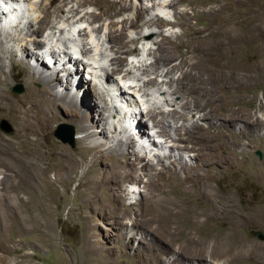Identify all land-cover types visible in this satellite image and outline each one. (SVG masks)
Here are the masks:
<instances>
[{
    "label": "rangeland",
    "instance_id": "374dc122",
    "mask_svg": "<svg viewBox=\"0 0 264 264\" xmlns=\"http://www.w3.org/2000/svg\"><path fill=\"white\" fill-rule=\"evenodd\" d=\"M29 1L21 2V6L17 7L20 8L19 11L25 9L26 17H42L44 14L39 8L40 0ZM87 1L90 3L79 10V13L74 17V23L88 12L100 14L104 19L95 21L90 28L100 27L101 24H104L102 32L98 34L91 30V35L85 37V42L91 43L98 37L106 40L108 26L112 19L106 16L105 13L113 11L112 3L117 0ZM205 1L207 3L211 2L210 0ZM234 1L240 2L241 0ZM131 3L134 8L128 14L130 16L137 12L136 8L141 10L142 4L152 5L151 0H125V4L131 5ZM184 8L186 7L181 6V9ZM187 8H190L191 13H196L195 15L190 13L191 19L187 20L184 15H181L182 18L179 19L181 25L179 27L162 25L161 29L164 34L161 36L153 35L151 42H147L145 45L142 44V41L129 42L123 45L122 50L117 55L106 43L107 53L104 63H110L109 61L113 57H122L127 61V63L122 64V70L114 76L119 84L124 85L126 82L131 84L139 81L140 85H143L144 81H141V79L154 78L153 64L156 60L154 56H149L147 52V48H157L154 39L161 40L164 36H172L173 33H177L178 36L175 37V41L178 43L195 40L200 34L203 37H209L211 30L215 26L225 24L227 19L216 16L207 19L200 14L203 10L202 7L193 9V6H189ZM232 12L229 13L232 14ZM155 14L171 20L180 17L174 14L172 9L162 8L153 10L146 15V18H150ZM238 15L250 18L249 21L247 19L244 21L246 27L252 25V29L259 27V30L253 34L252 39L240 40L237 44L232 45L228 58L235 61L236 67L233 66L234 70H230L232 72H219L217 70L215 74L211 72L212 75L207 77L208 80H205L204 74L199 72L197 80L202 86H208L209 90L207 92L215 94L214 99L196 98L185 102L186 100L183 98L181 102L186 106H194L195 103L200 104V110H202L200 114L206 115V117H217L226 120L239 119L235 122V124L237 123V132H239L235 136V140L239 141L240 146L232 144H230V147L227 146L226 137L233 138L228 133V129L222 128L218 133L215 129L220 128L204 127L200 136L210 137L209 145L203 146L193 141L194 153L187 151L188 154L186 155L189 164L194 165V167L200 161L195 155L197 154L201 158L202 162L196 168L197 172L194 176L196 178L190 177L189 181L183 185L168 184L166 186L167 196L154 189L157 180H164L169 175V171L162 164H156L158 171L153 177H145V174L141 171L145 162H140L136 172H133L132 178L120 180L119 172L122 170L120 165L126 164L130 167L129 163L118 161L109 151L105 150L104 146L96 145L95 140L99 138L98 140L108 142L114 148L116 142L113 141L116 137H124L128 134L136 135L140 129H148V134L152 135L150 139L159 141L162 138L153 136L157 128L154 130L150 127V124L145 125L144 120L150 121L149 117L132 113L137 108V104L141 106L148 99L141 97L145 92L142 91L135 97L128 96V100H121L117 93L119 86L110 88L107 83H104L105 87L101 86V88L109 94L105 103H107L114 116L108 117L109 127L105 126V121L98 119L100 118L99 113L95 110L93 112L89 110L87 99H84L87 88L94 82L99 83V79L92 77V81H90L89 67L82 69L81 75L73 80L72 92H75L74 97L78 100L77 107L54 105V108L48 110L45 115L40 109L41 105L44 106V103L38 104L35 129L34 131L27 129L31 139L28 144L25 143L22 149L26 147V150L28 149L31 152V156L24 155L41 163V172H31L29 173L31 175L24 172L25 176L22 177L17 176V172L0 170V185H2L0 186V193L7 190L5 183L1 182L2 180L7 181V184L16 180L17 183L21 184V196L23 197L22 200H17V203H21L22 206H20V209L15 210L17 211L16 214L11 211L9 220H4L5 215L0 213V254L8 256L12 264L16 263L22 255L29 259L28 264H174L173 257L167 250V244L163 243L159 248V245H157L159 243L155 241V234L151 231L141 232L131 237L133 233L137 232L136 227L132 226V221L136 217L139 219L138 225L149 227L151 230L155 229L156 232L153 230L155 233L167 234L166 227L160 225L157 219H150L147 222L142 214L145 210L148 211L147 197L154 194L156 198L164 200L183 199L191 203L197 211H203L205 207H209L205 204L204 195H210L213 200L216 198L220 204L219 216L208 220L203 228L198 229L200 234L193 238L195 244L198 243V247L192 243H188L187 246L183 245L187 238V229L193 225L192 219H188L184 224V233L176 236L177 240L174 243L177 245L172 247L182 252L180 257L182 263L225 264L226 259L217 257V251L214 247L217 238H225L230 234L228 230L232 226L239 228V236L248 244V249L264 257V129L261 133L256 132L252 130L248 123L251 122L264 127V0L245 2L239 8ZM22 18L20 15L15 23L6 24L7 27L6 25L2 27H9L8 29H10V27H14L20 22L21 27H23L28 20L27 18L22 20ZM122 18L117 16L113 20L120 21ZM82 22L76 23L77 27H87L91 23L89 18L82 20ZM57 26L68 28L64 36L58 33V38H62V41L76 34L73 31L75 25L68 26L62 21L57 22ZM117 28L122 29V26L117 25ZM48 29L49 27H47L45 36L49 31ZM10 31L16 33L15 28H11ZM70 31L72 34H70ZM156 31H158V28H156ZM127 34L128 39L133 40L136 31L130 29ZM209 38H212V35ZM76 41L72 40V42ZM5 46L13 47L14 44L7 42ZM74 49L77 50V47H74ZM89 52L92 56L85 58V61L91 64V58L97 55L94 51L89 50ZM60 58L67 59L65 55ZM138 61L146 65L145 68L149 73L146 74L144 67H140V64L135 67L136 63H139ZM33 63H35L34 60ZM51 67L53 65H50L48 72H52ZM70 67L74 70L77 68L74 64H70ZM130 68L133 69L132 74L124 78ZM160 72L162 74L163 69ZM82 75L89 82L78 85ZM174 76L175 79H178L181 72L177 71L169 78L160 77L159 80L160 82L165 79L170 80ZM212 80L215 81V85L209 86L208 83ZM39 88L41 91L44 90L41 86ZM162 88V91H160L158 86L151 87L153 95L149 98L153 101V108L157 106L159 111L175 109L176 106L174 108V106L168 104V101L173 102L172 99L175 101L179 98L172 95V91L168 86L163 85ZM61 89L62 91L65 90V88ZM87 92H89V98L98 106L99 102L94 91ZM27 94V84L22 80L14 83L9 91L10 97L21 102L22 107H26V102H28ZM103 102H101V105ZM86 112L90 117L83 118L82 116V118L87 120L85 123L95 136L93 134L89 137L86 132H82L80 129L81 122H77V118L74 117V114L83 115ZM126 114L130 117H127L126 122H123V116H126ZM173 117H175V111H173ZM67 126L73 129V146L56 137V134H62L67 130L65 128ZM106 128L108 137L103 136L102 133ZM20 131L26 130L20 127L14 113L0 115L1 135L8 137V139L17 140L16 137L20 134ZM79 133L88 135L90 140L83 142L79 139ZM152 143L153 141L146 137L141 141V145H144L146 150L155 148ZM116 150L118 152L119 150L122 151L119 147ZM61 153L70 155L71 159L60 162ZM160 172H163L161 177ZM4 175L5 178L3 179ZM138 176L142 178L141 181L135 179ZM29 199L32 200L31 203L41 207V224L39 229L33 230L27 227L24 231L21 224L22 218L19 216L21 213L26 215L35 211L34 208L32 209L33 205L25 201ZM147 211L144 213H147ZM157 211L158 209L153 210V212ZM230 213L232 215H229ZM206 232L212 234V237L206 238ZM169 233L172 235L171 232ZM165 240L170 244L167 238ZM202 244H205V247H199ZM4 246L7 247L6 250L3 248ZM232 264L262 263L260 259L251 258L239 263L233 261Z\"/></svg>",
    "mask_w": 264,
    "mask_h": 264
},
{
    "label": "bare ground",
    "instance_id": "6f19581e",
    "mask_svg": "<svg viewBox=\"0 0 264 264\" xmlns=\"http://www.w3.org/2000/svg\"><path fill=\"white\" fill-rule=\"evenodd\" d=\"M15 1L25 3L29 0ZM151 1L152 5L142 4V7L140 6L141 10L136 8L137 12H134L131 16L128 14L134 8L132 3L128 5L125 4V0L114 1L112 3L113 11L105 13L106 16L112 19L108 26L106 40L98 37V39L91 41V43L85 42V37H90L91 30L98 34L101 33L104 27V24H101L100 27L94 26L90 28L91 24L95 21H102L104 18L100 14L97 15L94 12H88L83 14L76 23H83L82 20L89 18L91 22L90 25L87 27H77L76 23H74V17L83 6L90 3L87 0H40L39 8L44 15L39 18L26 17L25 9L21 11H19L20 8L15 9V13H18L17 18L21 15L23 17L22 20L27 18L28 22L23 27H21L20 22L14 25V27H10V29H8L9 27L6 28L7 25L6 27L0 26V115L14 113L18 119V124L26 131H20V134L16 137L18 138L17 140L8 139V137L0 134V170L17 172L16 175L22 177L25 176L24 172L28 174L31 172L36 173L35 171L41 172V163L39 161H34L33 158H28L31 156V152L28 149L26 150V147L22 149L25 143L28 144L31 139L27 129L31 131L35 129L38 114L37 109H39L38 104L41 105L44 103V106L41 105L40 109L45 115L48 110L50 111L54 108V105L77 107L78 100L74 97L75 92H72L73 80L81 75L82 69L88 67V73L91 75L90 81H92V77H95L99 79V83H92V85L87 88V91H94L97 101L100 104L98 103L97 106L93 103L87 91L84 94V99H87L89 110L92 112L95 110L99 113L100 118L98 119L105 121V126L109 127V123L107 122L108 117L114 116L107 103H105L106 97L109 94L101 88V86L105 87L104 83H107L110 88L112 86H119L117 93L121 100L127 99L128 96H138V93L144 91L145 93L141 95V97L148 99L145 101L143 100L144 103L141 106L137 104V108L135 107L136 109L135 111L133 110L132 113L149 117L150 121L144 120L145 125L147 126V124H150V127L154 130L157 128L153 136L162 138V140L159 141L150 139L152 135L148 134V129H140L136 135L128 134L124 137L118 136L113 142H116L114 148L117 149L119 147L122 149V151L119 150V152L109 145L108 142L98 140L99 138L96 139V145L100 147L104 146L105 150L109 151L118 161H127L129 163L130 167L126 164L120 165L122 167V170L119 172L121 176L120 180L132 178L133 172H136L138 163L140 162H145L141 169L145 177H153L156 171H158L156 164H162L164 168L169 171V175L165 177L166 179L164 180H157L154 189L163 193L164 196H167L166 186H168V184L183 185L189 181L190 177L193 179L196 178L194 176L196 174L195 172H197L196 168H198L199 163L202 162L201 158L197 154L195 155L200 161L198 165L194 167V165L189 164L186 155L188 154L187 151L194 153L193 141L203 146L209 145L210 137L200 136L204 127L220 128L215 129L217 132L222 128L228 129V133L233 138L230 139L226 137L227 146L230 147V144L240 146L238 143L239 141L237 142L235 140V136L239 134L236 128L237 123L235 124V122L239 121V119L226 120L217 117H206V115L200 114L202 111L200 110V104L195 103L194 106H186L181 100L184 98V100H186L185 102H188L196 98H204L205 100L206 98L214 99L215 94L207 92L209 90L208 86H202L197 80L199 72L204 74L205 80H208L207 77L212 75L211 72L215 74L216 70L219 72H232L230 70H234L233 66L234 68L236 67L235 61L228 58V53L232 45L237 44L240 40L246 41L252 39L253 34L259 30V27L257 29H252V25L246 27L244 21L246 19L249 21L250 18L238 15L239 8L249 0H241L240 2H235L234 0H210V3H207L205 0ZM9 4L11 5L12 3L9 2ZM181 6H185L186 8L181 9ZM189 6H193V9L195 7H202L203 10L200 14H202L204 18L211 19L214 16L223 19L227 18L226 22L221 26H215L211 30L210 35H212V38H209L210 35L208 34L209 37H203L200 34L195 40L178 43L175 41V37L178 35L177 33L174 34L173 31L172 36H164L161 40L154 39L157 48H147L149 56H154L156 60L153 64L154 78L143 80L140 77L141 81H144L143 85H140L139 81H135L136 83L133 82L131 84H128V82L124 85L119 84L114 76L117 72L122 70V64L127 63V61L122 57H113L110 59V63H104L107 53L105 49L106 43L110 45V49L117 55L122 50L123 45L129 42L142 41V44L145 45L147 42H151L153 35L161 36L164 34L161 29L162 25L179 27L181 25V21L179 20L182 18L181 15H184L187 20L191 19L190 8H187ZM162 8L167 10L172 9L174 14L180 17L178 16V19L171 20L155 14L150 18H146V15L153 10L155 11ZM230 11H233L232 14L229 13ZM0 13L4 16L3 11ZM191 14L195 15L196 13L192 12ZM117 16L123 18L120 21H115L116 19L113 20ZM62 21L68 24V26L75 25L73 31L76 33L67 37L64 41L61 40L62 38H58V33L64 36L68 30V28L65 29V27L60 28L57 26V22ZM117 25H121L122 29H118ZM47 27H49V31L45 36ZM11 28H15L16 33L11 32ZM156 28H158V31H156ZM130 29L136 31V36L133 40L128 39L127 31ZM70 34H72V32ZM73 39L77 41L72 42ZM7 42H12L14 46H5ZM74 47H77V50H75ZM89 50L92 52L94 51V53L96 52L97 55L91 58V64L85 61V58L92 56ZM78 53L80 56L77 55ZM62 55H65L67 59H61L60 57ZM33 60L35 63H33ZM70 64H74L77 68L75 70L72 69ZM137 64H140V67H144L146 74L149 73L143 62L140 61L136 63L135 67H137ZM50 65H53V67H51L53 69L52 72H48ZM162 69L163 73L161 74L160 70ZM132 70V68L128 69V74H126L124 78L130 76ZM177 71L181 72V76L178 79H175L174 76V78L172 77L170 80L167 79L169 80L167 83L166 79V81L163 80L160 82V77L169 78ZM124 78L123 80L126 81ZM21 80L24 81L28 87L27 98L29 104L26 102V107H22L20 105L21 102L14 100L9 95V91L12 89L14 83L21 82ZM87 82L89 81L84 79L82 75L78 85H83ZM163 85L168 86L172 91V95L179 98V100L175 101L172 99L173 102L168 101V104L174 106V108L176 106L175 109L170 111H159L157 106L153 108V101L149 98L153 95L151 93V87L158 86L159 90L162 91ZM208 85L214 86L215 81H209ZM39 86L43 87L44 90L41 91ZM61 88H65V90L62 91ZM102 101H104V104L102 103L101 105ZM173 111H175V117H173ZM82 116L83 118L90 117L88 112L83 115L74 114V117L77 118V122H81L80 129L82 132H86L90 137L94 133L88 129L85 123L87 120H84ZM127 117L130 116L128 114L123 116L122 121L126 122ZM248 123L252 130L256 132L261 133L264 129V127L260 125L251 122ZM102 133L104 134L103 136L108 137L107 128L106 130L104 129ZM88 135L79 133V139L83 142H87L90 140ZM93 136H95V134ZM145 137L153 141L152 145H154L155 148L146 150L144 145H141V141H143ZM70 159V155L61 153L60 162H66ZM161 173L163 174V172H160V177L162 176ZM4 178L5 175L3 179ZM135 179L138 181L142 180L140 176ZM1 182L5 183L7 190L4 193H0V213L5 215V218H3L4 220H9L11 211L16 214L17 211L15 210L20 209V206H22L21 203H17V200H22L23 198L21 196L22 187L16 180L11 181L9 184H7V181L4 182L2 180ZM204 199L205 204L209 207H205L203 211H197L193 208L191 203L183 199L173 198L164 200L156 198V196L152 194L150 197H147L149 203L147 205L148 211L145 210L147 213H144L145 211L142 212L144 220L148 222L150 219H157L160 225L166 227L167 234L162 233L164 237L157 232L159 235L163 236L161 237L155 233V229H153L154 232L149 229V227L138 225L139 219L136 217L132 221V226L134 228L136 227L137 232L135 234L133 233L131 237L141 232L146 233L151 231L155 234V236H153L155 237V241L159 243L157 244L159 248L161 244H167V250L171 253V257H173V263L184 264L181 262L180 258L182 252L178 249H174L172 246L177 245L174 243V241L177 240L176 236L184 233L183 228H185L184 224L186 221L192 219L193 225L191 228L187 229V238L185 243H183L184 246H187L188 243L195 244L196 242L193 238L200 234L198 229L203 228L208 220H212L219 216L220 204L217 199L215 198L213 200L210 195H204ZM25 201L32 204V209L34 208L35 211L26 215L21 213L19 216L22 218L21 224L24 227L23 230L25 231L27 227L33 230L39 229L41 224V207L37 206L35 203H31L32 200L30 199ZM154 209H158V211L153 212ZM44 211L46 210L44 209ZM229 215L232 214L230 213ZM228 231L230 234L227 237L217 238L216 246L214 247L215 251H217V257H224L226 259L225 264H232L233 261L239 263L245 259L248 260L251 258L260 259V262L264 264L263 256L261 257V255L255 254L253 250L248 249V244L239 236L238 227L232 226ZM169 232H171L172 235H170ZM206 233V238L212 237V234L209 232ZM164 238H167L170 244H168ZM195 245L198 247V243ZM202 246L205 247V244L199 247ZM3 248L6 250L7 247L4 246ZM2 251L4 250L2 249ZM28 262L29 259H27L25 255H22L14 264H28ZM0 264H12V262L8 256L0 254Z\"/></svg>",
    "mask_w": 264,
    "mask_h": 264
},
{
    "label": "water",
    "instance_id": "95a60500",
    "mask_svg": "<svg viewBox=\"0 0 264 264\" xmlns=\"http://www.w3.org/2000/svg\"><path fill=\"white\" fill-rule=\"evenodd\" d=\"M3 125V124H2ZM65 130L62 134H56V137L61 138L62 141L69 143L71 146L74 145V133L72 127H65ZM261 239H263L261 237Z\"/></svg>",
    "mask_w": 264,
    "mask_h": 264
},
{
    "label": "clouds",
    "instance_id": "9594fccd",
    "mask_svg": "<svg viewBox=\"0 0 264 264\" xmlns=\"http://www.w3.org/2000/svg\"><path fill=\"white\" fill-rule=\"evenodd\" d=\"M2 3H3V0H0V4H2ZM7 24L9 25V24H11V23H7ZM0 26H3V25L0 24ZM168 27H169V26H168ZM77 55L80 56L79 53H78ZM74 57H75V56H74ZM47 61H48V59H47Z\"/></svg>",
    "mask_w": 264,
    "mask_h": 264
}]
</instances>
